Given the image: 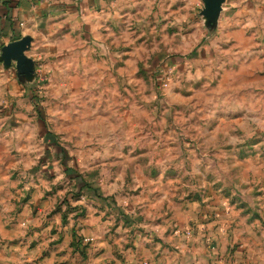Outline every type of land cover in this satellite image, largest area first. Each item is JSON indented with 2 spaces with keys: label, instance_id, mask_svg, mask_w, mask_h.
Here are the masks:
<instances>
[{
  "label": "rangeland",
  "instance_id": "obj_1",
  "mask_svg": "<svg viewBox=\"0 0 264 264\" xmlns=\"http://www.w3.org/2000/svg\"><path fill=\"white\" fill-rule=\"evenodd\" d=\"M159 5L128 38L36 59L30 79L0 61V181L23 193L16 205L68 215L74 199L117 183L125 195L211 198L254 213L264 189V2L225 5L209 26L203 0Z\"/></svg>",
  "mask_w": 264,
  "mask_h": 264
},
{
  "label": "crops",
  "instance_id": "obj_2",
  "mask_svg": "<svg viewBox=\"0 0 264 264\" xmlns=\"http://www.w3.org/2000/svg\"><path fill=\"white\" fill-rule=\"evenodd\" d=\"M161 2L0 0V54L3 46L30 38L25 55L34 64L75 44L128 38L132 22ZM248 2L264 0H223L220 8ZM110 185L74 199L69 205L76 209L67 215L64 207L53 212L29 199L16 205L23 193L0 181V264H264V189L249 215L221 200H155Z\"/></svg>",
  "mask_w": 264,
  "mask_h": 264
},
{
  "label": "water",
  "instance_id": "obj_3",
  "mask_svg": "<svg viewBox=\"0 0 264 264\" xmlns=\"http://www.w3.org/2000/svg\"><path fill=\"white\" fill-rule=\"evenodd\" d=\"M223 0H203L202 14L207 22H213L214 17L221 10L220 5ZM30 38H23L12 42L1 48L0 61L5 68H8L14 62L16 74L19 77H33V61L26 57L25 52L30 48Z\"/></svg>",
  "mask_w": 264,
  "mask_h": 264
}]
</instances>
